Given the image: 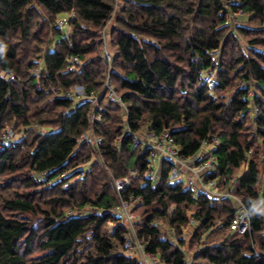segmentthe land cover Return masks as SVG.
<instances>
[{"label":"trees","instance_id":"16d2710c","mask_svg":"<svg viewBox=\"0 0 264 264\" xmlns=\"http://www.w3.org/2000/svg\"><path fill=\"white\" fill-rule=\"evenodd\" d=\"M117 5L105 34L124 108L105 92L91 123L89 97L103 92L109 68L101 31ZM237 12L249 18L232 30L227 15ZM70 14L65 37L57 22ZM1 70L13 79L0 78V145L11 123L17 144L0 149V264H140L126 246L132 231L113 211L122 202L142 218L134 241L161 264H186L183 249L199 243L190 264H264V0H0ZM214 71L210 85L204 75ZM88 131L102 139L96 153L82 141ZM147 131L169 132L185 160L207 148L215 170L204 179L241 203L249 232L231 230V198L194 196L173 180L169 160L146 179L150 153L133 135ZM129 171L137 177L117 192L114 180Z\"/></svg>","mask_w":264,"mask_h":264},{"label":"built area","instance_id":"2783aa9c","mask_svg":"<svg viewBox=\"0 0 264 264\" xmlns=\"http://www.w3.org/2000/svg\"><path fill=\"white\" fill-rule=\"evenodd\" d=\"M73 15L70 14L67 18H63L57 22V26L59 28H63L64 26H68L69 19L72 18ZM228 17V15H227ZM228 21V20H227ZM103 58L106 63L109 64L108 68V76L106 78L103 92L99 95H92L89 97L91 101V105L93 106L92 114L90 117V122L94 123L98 121L101 117V113L103 112V107L100 105V100L102 99L103 94L106 92L107 97L110 100H114L120 104L122 108H124V104L121 99L115 94L113 85L109 79V74L111 73V62L112 55L108 53L107 50H104ZM72 62H77L76 58H72ZM73 67H69L68 70L71 71ZM0 78L5 80L6 82H10L13 79L11 74H8L4 71H0ZM255 113L257 110L254 111ZM134 144L140 145L141 147L147 149L150 153L151 163L148 165L147 171L145 172L144 177L148 180L155 181L158 177V166L161 160H169L173 165L170 168V175L177 177L181 172H188L189 177L185 179V187L189 189L194 196H198L202 193H207L211 195L219 194L218 187V179L206 181L204 178L207 174L214 172L215 165L213 163L212 158H205L207 154L206 148L202 150L200 153L195 155L193 158L185 160L183 158L178 157V150L173 143V139L171 138L169 132L165 131L161 135H157L153 132H146L144 135H133ZM82 141L86 143H91L93 148H97L98 144L102 142V139L99 137H95L91 131H88L83 134ZM120 143V138L117 139L116 144ZM17 144L16 134L10 129L5 132L2 137V144L0 145V149H2L3 145H10L12 148H15ZM130 177H137V172L130 171ZM128 178H123L121 180H117L115 185L119 192L124 191L125 188L128 187ZM130 205L126 202H122L121 205L117 208H114L113 211L117 212V214L123 216V220L132 221L134 217L130 212ZM80 216H83L81 214ZM191 223L193 221L191 220ZM113 226V224H111ZM158 225V224H155ZM251 227V221L248 217V214L243 206L236 209L235 216L230 224V228L232 231H235L239 234H246L249 232ZM132 228L129 227V230ZM126 246L128 249L136 248L138 249L141 255L142 260H138L140 264H161L158 259L152 257L150 254L146 253L145 247L143 244H137L133 239L129 238L126 241ZM191 259L189 257L186 258V264H190Z\"/></svg>","mask_w":264,"mask_h":264},{"label":"rangeland","instance_id":"374dc122","mask_svg":"<svg viewBox=\"0 0 264 264\" xmlns=\"http://www.w3.org/2000/svg\"><path fill=\"white\" fill-rule=\"evenodd\" d=\"M119 11H120V6L119 5H117L115 8H114V12H113V15H112V17H111V20L108 22V24H107V26L105 27V29H103L102 31H101V34H102V45H101V55H102V58H103V53H104V50H107L108 51V53H110L112 56H113V50H112V48H111V45H110V39H109V37L108 36H106V31H108V29H110V27L112 26V24H113V21H114V18L113 17H115V15L117 16V15H119L120 13H119ZM249 17L248 16H246V15H244V14H242L241 12H237L236 14H228V17H227V20H228V23H229V25L231 26L230 28L232 29V30H234V28L236 27V26H246L247 24V19H248ZM194 25L195 26H200V23L197 21H195L194 23H192V25H190V29H192L193 27H194ZM62 31L64 32V34H65V37H68V35H69V33H70V30L68 29V26L66 25V26H64L63 28H62ZM189 32V31H188ZM237 46H239V48H238V50L236 51V52H242V50H244V48L246 47V43H245V39L243 38V37H241V36H238V43H237ZM51 49H53V46L50 48V50ZM215 56H214V58L218 61V63L220 62V52L219 51H215ZM113 58V57H112ZM103 60H104V58H103ZM40 67V66H39ZM216 72L217 71H214V72H212V73H210V74H205L204 75V78L206 79V81L210 84V85H212L213 84V82H214V80H215V76H216ZM36 74H37V72H35ZM34 73V74H35ZM108 74V73H107ZM71 92L73 93V94H75V95H77V96H79L80 98H82V96H84V89H83V87H81V86H74V87H71ZM77 102H79V99H75V103H77ZM9 127H7L6 128V130L3 132V134H2V136L5 134V132L7 131V130H12L15 134L17 133V132H15V130L13 129V124L11 123V124H9L8 125ZM33 129L35 130V132H40V133H43V130H40L39 128H37L36 126H34L33 127ZM23 131L25 130V129H22ZM17 131V130H16ZM22 133V132H21ZM23 135V134H22ZM16 138H17V134H16ZM18 138H20V136L18 137ZM93 151H94V153H96V151H97V149L96 148H93L92 149ZM206 150H207V148H206ZM97 160V156H96V154H93V156H92V161L90 162V163H88V164H86L85 165V168H86V170L87 169H89V167H90V165H91V163L92 162H94V161H96ZM259 168H260V171H261V174H262V184L264 185V150L263 149H261V153H260V155H259ZM242 170L243 169H241V171H240V173L242 172ZM35 175H37V176H39V177H44V175L43 174H35ZM187 175H189V173L188 172H186V173H184V172H181L180 174H179V176H177V177H175L173 180H176V181H183L184 183H185V179L187 178V177H189V176H187ZM128 179V183L130 184L131 183V178H133V177H130V171L128 172V175L126 176ZM121 180V179H120ZM116 181L117 180H114V182H113V184H112V186L115 188V190L117 191V192H119L118 190H117V188H116V185H115V183H116ZM119 181V180H118ZM73 182H75V178L74 179H72L71 181H69L68 182V184H66L65 185V187H67L68 185H71ZM208 196L211 198V200H214V201H221L222 199H225V198H227V197H229V198H231L232 199V201H233V204H234V207L237 209V208H239V207H241L242 205H241V203L238 201V200H236L234 197H230L229 196V192L228 191H222V190H219V194L218 195H211V194H208ZM86 210H87V208H86ZM89 210V209H88ZM83 211H80V213H82ZM133 217H134V219H133V222L132 221H127L126 219H124L123 221H122V224H124V225H126V226H128V227H130V228H133L134 229V225L135 224H137V223H139L140 221H141V215L139 214V213H133V215H132ZM111 228H113V226L110 224V225H108V230H111ZM158 228H160L161 229V231H163L164 232V237H166V238H169V239H172V241H175V233L173 232V230L171 229V227H169L166 223H163V222H160L159 223V227ZM189 230H191L190 228H189ZM130 231H132V232H130V236L132 237V239L134 240L135 238V236H134V233H133V230L131 229ZM134 232H135V229H134ZM191 232H192V230H191ZM190 235V234H189ZM182 237L184 238V239H186V244H187V242L189 241V236H187L186 235V233H185V235L183 234L182 235ZM181 237V238H182ZM136 242V241H135ZM201 244L199 243V244H195V246L193 247V248H189L188 249V247H186L185 246V248L183 249L184 251L183 252H185L186 254H187V257H189L190 259H192L193 258V256H195L200 250H201ZM129 251H128V254L129 255H131V257L132 258H135V259H137V260H142L141 258V255L142 254H140L139 253V251H138V249H137V247L135 248H132V249H128Z\"/></svg>","mask_w":264,"mask_h":264}]
</instances>
